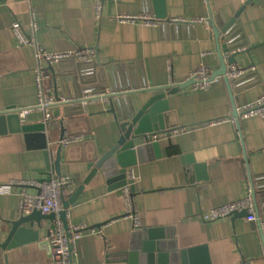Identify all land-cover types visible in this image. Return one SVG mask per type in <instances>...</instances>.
<instances>
[{"label": "crops", "instance_id": "crops-1", "mask_svg": "<svg viewBox=\"0 0 264 264\" xmlns=\"http://www.w3.org/2000/svg\"><path fill=\"white\" fill-rule=\"evenodd\" d=\"M78 4L80 7H71L69 0L0 2V112L5 106L2 80L14 72L50 71L57 87L54 96L64 100L99 95L71 105L73 129L80 131L74 135L84 136L85 141L79 143L81 150L71 153L70 162L65 155L62 158L61 178L71 183L63 187L67 199L88 174L85 155L102 154L120 138L111 112L113 102L120 117L139 112L156 94L189 82L197 68L208 67L212 75L219 71L223 47L228 49L227 59L241 52L236 67L248 72L237 78L231 89L220 77L210 88L194 90L191 85L167 94L180 122L177 131L190 133L194 151L175 153L179 149L162 137V158L130 169L129 183L135 186L134 192L131 189L132 214L127 212L122 189L109 191L102 175L93 179L79 198L80 204L69 212L70 224L87 227L74 244L75 264H127L110 261L107 256L127 250L132 234L143 228L170 229L180 249L207 246L212 264H240L244 258L264 264V250H249L250 244L263 239L257 222L247 217L232 219L233 215L214 221L203 218L209 210L245 197L251 184L258 209L264 214V119L240 120L246 148L242 151L236 145L238 125L231 121L215 124L264 93V0H163L165 19L155 18L156 0H79ZM238 13L236 23L223 33ZM122 15H149L159 23L123 21ZM197 18L204 22H195ZM16 21L28 36H33V21L44 29L31 45L19 47L12 31ZM82 47L97 52L96 65L86 67L84 74L68 62L55 66L53 73L48 62L40 63L37 58L40 48L49 54ZM118 93L123 95L115 97ZM27 121L42 122L44 114L35 110ZM59 122L50 126L53 144L61 142ZM193 125L198 127L190 130ZM193 154L208 163L211 179L198 183L208 184L201 191L186 179V157ZM45 170L43 151L28 149L23 134L0 136V185L42 180L47 178ZM22 190L17 186L12 193L0 195V243L9 235L11 222L21 216ZM0 264H54L52 248L33 242L0 250Z\"/></svg>", "mask_w": 264, "mask_h": 264}, {"label": "water", "instance_id": "water-1", "mask_svg": "<svg viewBox=\"0 0 264 264\" xmlns=\"http://www.w3.org/2000/svg\"><path fill=\"white\" fill-rule=\"evenodd\" d=\"M5 1L0 0V2ZM109 1L113 2L114 0ZM156 2L158 11L155 18L165 19L167 14L163 0H156ZM239 15L240 13L229 20L222 29L223 33H226L236 23ZM39 25L41 27L39 35H41L44 26L41 23ZM29 38L32 39L31 36ZM227 50L226 47H223L219 51L221 69L212 75V79L215 80L222 77L229 89H231V85L237 78L228 77L227 74L232 67H236V57L241 52L234 53L227 59L225 57ZM79 68L82 69V66H79ZM50 70L54 73L55 67L50 66ZM194 83L195 81L189 80L186 84L178 87L166 88L164 93L156 94L152 97L142 110L127 116L120 117L116 115L118 110L113 102L111 112L115 114L120 128L118 142L102 154L85 155L83 161L87 164L88 174L68 199L63 193V209L59 214H44L40 210H36L30 215H21L17 220L12 221V229L6 240L0 243V250H11L33 242H41L51 246L47 239L49 226H52L57 220L63 223L67 236L71 240L73 234L70 231L69 212L72 207L80 204L79 198L84 194L86 186L93 179L102 175L109 191L122 189L129 184V171L131 168L141 163L162 158L160 141H152L150 136L174 132L180 128L177 112L170 108L168 95L175 94L181 88H186ZM2 87L5 106L4 110L0 112V136L8 133L23 134L28 149L43 151L46 163V170L43 175L47 178H42V180L49 178L62 179L63 155H65L66 161L70 162L71 153L75 150H81L83 145L76 144L64 147L61 142L53 144L51 135H49L51 125H48L45 120L39 123H30L27 119L24 121L21 119L20 113L22 111L34 109L38 104L36 72L31 70L8 74L2 80ZM121 95L123 94L118 93L115 97H120ZM55 97L58 103L54 106L55 120L53 121H60V138L63 140L66 134L74 135L80 132L73 129L75 121L70 113L72 111L71 105L84 102V99L62 100L58 95H55ZM233 118L236 119V124L239 128L238 143L236 145L238 150L242 151L246 148L240 128L241 119L238 108H234ZM197 127V125H193L190 130H194ZM186 165L185 172L188 184L195 185L199 191L207 188L208 184H198L200 182H210L211 178L207 161L202 159L199 154H193L186 157ZM196 184L199 186H196ZM66 186H71V183L66 184ZM130 186L132 192H134L135 186ZM236 217H248V212H235L232 219ZM27 224H30V226L27 227ZM71 249L73 250L72 244ZM107 259L110 261H123L127 264H212L207 246L180 249L176 234L168 228H143L136 230L132 234L129 248L125 251L110 253ZM240 264H252V261L244 258Z\"/></svg>", "mask_w": 264, "mask_h": 264}, {"label": "built area", "instance_id": "built-area-1", "mask_svg": "<svg viewBox=\"0 0 264 264\" xmlns=\"http://www.w3.org/2000/svg\"><path fill=\"white\" fill-rule=\"evenodd\" d=\"M77 1L79 2V0H69V5L71 7H80V4H78ZM121 19L123 21L141 20L149 25H156L159 23L153 16L149 15H122ZM195 22L203 23L204 20L202 18H197L195 19ZM31 28L33 30V36H31L32 39H30V36L26 34V30L20 22L16 21L12 24V31L19 47L31 45L33 40L39 37V32L41 30L39 23L37 21H33ZM37 58L40 63L48 62L50 66L54 67L59 66L63 62H68L72 66H82V72V70H85L86 67L95 66L97 62V52L94 48L82 47L75 50L74 52H51L48 54L40 48ZM35 72L38 90V104L34 109L22 111L20 113V117L24 121L31 112L39 110L44 114V120L47 122V124L51 125L54 120L53 109L55 104L58 103V100L54 96L57 91V87L53 83L52 74L50 71L38 69ZM247 72V69L232 67L227 76L239 78ZM189 80L195 81V83L191 86L194 90H200L210 88L217 78L215 80L212 79V74L208 67H200L191 74ZM98 96L94 94H84L83 99L84 102H88L90 100L96 99ZM100 99H105V97L101 96ZM238 113L240 119H248L252 117L264 119V93L255 102L239 108ZM227 121L236 123V119L232 116L219 119L215 121V124L224 123ZM150 137L152 138V141H160L162 137L167 138L172 146L179 149L181 154L193 152L195 149L194 142L188 131H174L164 134H155ZM84 141L85 138L82 135L66 134L65 138L61 140V143L64 147H66L83 143ZM69 181L70 179L68 178L60 180L54 178L45 180H39L36 178H30L28 180H14L8 184L0 185V195L12 193L14 188L17 186L22 187L23 190L19 193L20 211L22 216L30 215L36 210H40L44 214H59L63 209V187L64 185L68 184ZM130 185L131 184L129 183L123 187L122 192L125 198L127 212L132 214L133 200L131 196ZM26 187L28 189L32 188L35 191H29L26 189ZM254 196L255 186L251 184L245 197L220 205L209 210L203 215L204 220L214 221L229 217L235 212L247 211V220L250 222H257L263 233V239L261 241L254 242L249 245V250L252 253L264 250V214L260 213L257 201ZM262 196H264V194ZM261 199L264 201V197ZM86 228V226L70 224V231L73 234L72 239L70 240L67 236L64 225L60 220L55 221L52 226H49V236L47 239L52 246V257L54 264H75L74 244L80 237L82 231ZM71 244L73 245V250L71 249Z\"/></svg>", "mask_w": 264, "mask_h": 264}, {"label": "trees", "instance_id": "trees-1", "mask_svg": "<svg viewBox=\"0 0 264 264\" xmlns=\"http://www.w3.org/2000/svg\"><path fill=\"white\" fill-rule=\"evenodd\" d=\"M179 150L175 149V153H177Z\"/></svg>", "mask_w": 264, "mask_h": 264}]
</instances>
